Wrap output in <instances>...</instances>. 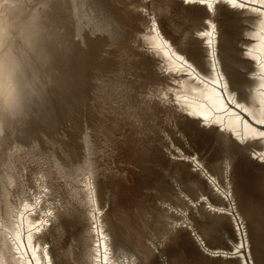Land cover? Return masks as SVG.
<instances>
[{
	"label": "water",
	"instance_id": "water-1",
	"mask_svg": "<svg viewBox=\"0 0 264 264\" xmlns=\"http://www.w3.org/2000/svg\"><path fill=\"white\" fill-rule=\"evenodd\" d=\"M0 264H264V0H0Z\"/></svg>",
	"mask_w": 264,
	"mask_h": 264
},
{
	"label": "snow or ice",
	"instance_id": "snow-or-ice-1",
	"mask_svg": "<svg viewBox=\"0 0 264 264\" xmlns=\"http://www.w3.org/2000/svg\"><path fill=\"white\" fill-rule=\"evenodd\" d=\"M4 71V61L3 57H0V74H2Z\"/></svg>",
	"mask_w": 264,
	"mask_h": 264
}]
</instances>
